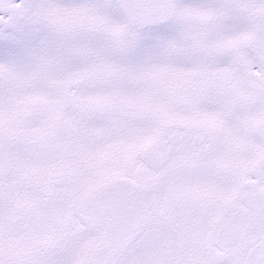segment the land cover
<instances>
[{
	"label": "snow or ice",
	"instance_id": "6c2138e0",
	"mask_svg": "<svg viewBox=\"0 0 264 264\" xmlns=\"http://www.w3.org/2000/svg\"><path fill=\"white\" fill-rule=\"evenodd\" d=\"M0 264H264V0H0Z\"/></svg>",
	"mask_w": 264,
	"mask_h": 264
}]
</instances>
